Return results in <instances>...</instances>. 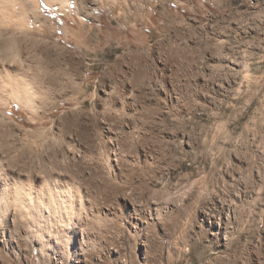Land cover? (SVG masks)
I'll list each match as a JSON object with an SVG mask.
<instances>
[{
  "label": "rangeland",
  "instance_id": "374dc122",
  "mask_svg": "<svg viewBox=\"0 0 264 264\" xmlns=\"http://www.w3.org/2000/svg\"><path fill=\"white\" fill-rule=\"evenodd\" d=\"M24 1L0 264H264V0Z\"/></svg>",
  "mask_w": 264,
  "mask_h": 264
},
{
  "label": "bare ground",
  "instance_id": "6f19581e",
  "mask_svg": "<svg viewBox=\"0 0 264 264\" xmlns=\"http://www.w3.org/2000/svg\"><path fill=\"white\" fill-rule=\"evenodd\" d=\"M32 2H33V5L35 6V8H36V6L37 7H39V5H38V1L36 0H32ZM111 2L112 3H114L113 2V0H111ZM125 2V0L123 1V3ZM16 3L18 4V6H19V9L21 10V11H28V9H29V6L26 4V2L24 1V0H16ZM121 3H122V1H121ZM118 5V4H117ZM62 6V5H61ZM76 6V5H75ZM78 7V6H77ZM38 16H36V18H37ZM1 18L2 17H0V36H4L5 34H6V30H7V27H6V25H4V21H2L1 22ZM6 73V72H5ZM12 90H13V93H15V94H17V95H19V93L20 92H22V91H20L19 92V90L17 89V88H14V87H12L11 88ZM25 93H22V95H21V98L23 97V98H26V96L24 95ZM19 99V98H18ZM27 99V98H26ZM53 162V161H52ZM4 171V170H3ZM7 179V177L5 176V174L4 173H2V171H1V167H0V202L1 203H5V195L3 196V194H4V192H5V189H7V186H9L10 185V183L8 182V179ZM55 180V179H54ZM60 181V180H59ZM15 183V182H14ZM68 184V183H67ZM15 185V184H14ZM70 185V184H69ZM71 188V187H70ZM69 189V188H68ZM66 190L65 188H63L62 189V191H60V189L58 190H55L54 188H53V190H54V192H56L58 195H56V194H54L53 192H47V190H45L46 191V193L44 194L45 195V197L46 198H44V200L46 201V203L48 204V203H51L50 202V200H54L55 202H58V200H62L64 203H66V201H69V197L68 196H70V194H72V193H70V190ZM15 190V189H14ZM18 190H20V189H18ZM24 193V192H23ZM26 193V192H25ZM43 193V192H42ZM41 193V194H42ZM13 194V193H12ZM74 194L75 193H73L72 195L74 196ZM28 195V194H27ZM14 196H16V193L14 194ZM26 196V195H25ZM28 196H30V195H28ZM56 196V198H54ZM27 197V196H26ZM32 198H35L34 196L32 197ZM23 199V198H22ZM14 200V199H13ZM12 200V201H13ZM27 201H28V199H27ZM32 202V201H31ZM0 203V204H1ZM43 203V202H42ZM41 203V204H42ZM40 204V205H41ZM46 204V205H47ZM2 205V204H1ZM10 205V204H9ZM50 205H52V203L51 204H49L48 206H50ZM55 204H53V206H54ZM69 205V204H68ZM4 206H5V204H4ZM19 206V205H18ZM44 206H45V204H44ZM44 206H42V208L44 207ZM64 207V206H63ZM36 208V207H35ZM54 208V207H53ZM50 211H51V209H50ZM54 211H55V209H54ZM67 212L68 211H66L65 210V214H67ZM62 213V212H61ZM51 214V213H50ZM79 216V215H78ZM79 219V218H78ZM34 221V220H33ZM76 223V222H75ZM69 225V224H68Z\"/></svg>",
  "mask_w": 264,
  "mask_h": 264
}]
</instances>
